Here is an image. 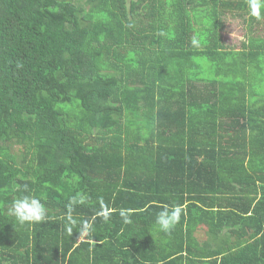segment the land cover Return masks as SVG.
Listing matches in <instances>:
<instances>
[{"label": "trees", "instance_id": "1", "mask_svg": "<svg viewBox=\"0 0 264 264\" xmlns=\"http://www.w3.org/2000/svg\"><path fill=\"white\" fill-rule=\"evenodd\" d=\"M251 2L0 0V264H264Z\"/></svg>", "mask_w": 264, "mask_h": 264}, {"label": "clouds", "instance_id": "2", "mask_svg": "<svg viewBox=\"0 0 264 264\" xmlns=\"http://www.w3.org/2000/svg\"><path fill=\"white\" fill-rule=\"evenodd\" d=\"M250 8L252 10V15L258 16L259 5L255 0H252L250 3ZM180 212L181 208L179 206H175L171 210L166 208L158 214L156 222L160 225L162 230L167 231L179 220ZM13 213L16 215L17 219L23 223L25 221L40 220L44 215V209L36 199L30 200L25 197L14 203ZM121 215L124 216L125 212L122 211ZM125 222H128L127 218Z\"/></svg>", "mask_w": 264, "mask_h": 264}, {"label": "rangeland", "instance_id": "3", "mask_svg": "<svg viewBox=\"0 0 264 264\" xmlns=\"http://www.w3.org/2000/svg\"><path fill=\"white\" fill-rule=\"evenodd\" d=\"M246 30L245 26L242 22L239 20L237 21H228L227 28L223 32V39L226 45L229 46V48H235L240 49L241 43L244 40ZM260 67L263 68V74L262 77L264 79V61L260 64ZM208 67H205V70L208 71ZM262 92L264 93V84H262ZM69 109H72V107H68Z\"/></svg>", "mask_w": 264, "mask_h": 264}, {"label": "crops", "instance_id": "4", "mask_svg": "<svg viewBox=\"0 0 264 264\" xmlns=\"http://www.w3.org/2000/svg\"><path fill=\"white\" fill-rule=\"evenodd\" d=\"M217 243V242H216ZM218 244V243H217Z\"/></svg>", "mask_w": 264, "mask_h": 264}]
</instances>
